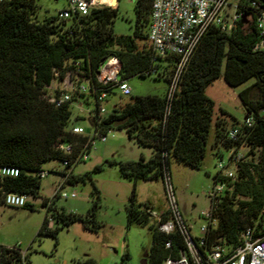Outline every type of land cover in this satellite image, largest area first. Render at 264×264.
Instances as JSON below:
<instances>
[{
    "label": "trees",
    "instance_id": "16d2710c",
    "mask_svg": "<svg viewBox=\"0 0 264 264\" xmlns=\"http://www.w3.org/2000/svg\"><path fill=\"white\" fill-rule=\"evenodd\" d=\"M153 1L136 0L137 21L133 33L119 36L114 30L118 6L94 8L86 16L72 12L68 19L40 21L37 0H0V168L11 166L20 170L17 178L0 181V193L38 197L43 179L40 174L48 161L62 163L65 170L61 175L67 181H83L87 176L72 177L66 170L83 161L81 156L89 153L97 137L113 129L125 130L142 147L150 148L153 156L149 160L142 157L137 162L111 161L109 164L119 165L122 177L134 183L127 205L128 227H148L151 232L152 247L147 264H163L171 252L176 256L181 253L183 239L179 232L168 236L152 224L154 210L150 204L138 202L136 185L139 181L163 182L165 169L171 171L173 162L201 169L212 131H215L214 147L222 144L229 150L248 148V152L243 153L233 178L221 177L220 173L214 177V186L223 183L226 188L218 203L211 200L210 210L217 227H209L208 246L220 242L236 248L244 242L249 229L255 237L262 233L264 53L256 50V46L260 42L257 20L264 6L258 0H240L237 7L240 18L230 31L211 27L180 73L171 96L178 59L160 57L149 45ZM112 57L121 62L123 80L155 76L168 83V92L162 96L133 98L131 103L114 107L105 116L99 115L94 102L96 95L92 92L90 95L74 93L71 101L60 107L49 101L48 89L68 76L79 77L81 82L99 88L96 81L99 69ZM222 77L233 88L255 81L240 94L246 116L253 118V124L244 123L240 127L241 137L237 141L228 138L226 120L217 115L216 103L207 95V89ZM114 93L111 91L110 97ZM75 103L94 106L89 117L94 136L87 131L84 135L72 132ZM221 114L227 115L223 110ZM61 145H71L72 152L60 150ZM54 199L43 205L51 208ZM55 217L65 227L75 222L83 223L89 230L99 227L94 210L88 216L56 211ZM168 220L166 213L162 222ZM50 224L46 215L40 236H57L59 229L53 231ZM170 240H173V251L166 249ZM0 251V264H30L18 247L0 246ZM128 260L129 254L122 264ZM87 263L96 264L92 259Z\"/></svg>",
    "mask_w": 264,
    "mask_h": 264
},
{
    "label": "rangeland",
    "instance_id": "374dc122",
    "mask_svg": "<svg viewBox=\"0 0 264 264\" xmlns=\"http://www.w3.org/2000/svg\"><path fill=\"white\" fill-rule=\"evenodd\" d=\"M236 3L238 0H229L226 9L229 19L236 14L233 7ZM37 4L40 21L58 18L60 12L68 7L66 0H37ZM135 5L136 0L118 1L119 13L114 24L117 35H132L137 21ZM139 42L142 44L144 41ZM69 77L64 82L56 81L51 91L70 90ZM254 82L250 80L233 88L222 77L207 89V95L216 103L217 115L222 116L221 110L227 113L223 116L227 129L242 127L245 123L246 112L240 94ZM128 83L132 96L125 97L116 90L106 104L109 112L114 107L122 108L131 103L133 98L162 96L168 92V83L155 76L133 77ZM93 109V105L80 106L75 103L71 125L81 126L89 135L94 136L89 122ZM214 143L215 131H212L201 169L176 162L171 164L172 182L180 211L196 237L201 236L200 229L208 225L203 214L211 209L209 193L214 187V177L219 173V162L228 163L232 151L222 144L218 148L214 147ZM149 152L153 153L150 148L142 147L131 139L125 130L113 129L105 142L98 137L94 140L87 153V160L66 170L72 177L87 176L83 181L72 183L65 180L61 175L65 170L61 162H46L43 170L47 172V176L42 179L38 197L31 195L25 207L0 206V246L18 247L27 255L30 264H88L90 259L96 264H122L127 254V264H142L152 247V234L148 227H128L127 205L134 183L122 177L119 165H110L109 162H137L142 157H148ZM241 152L246 154L248 148H242ZM99 167L102 169L98 170ZM62 184V193H75L77 197L54 199ZM136 191L139 203L152 204L155 214L167 213L168 205L162 181H139ZM53 199L51 208L43 205ZM93 210L99 226L97 230H89L81 222L65 227L55 217L56 211L88 216ZM46 215L53 224V231L59 229L56 237L39 235ZM152 224L157 225V221L153 219Z\"/></svg>",
    "mask_w": 264,
    "mask_h": 264
},
{
    "label": "built area",
    "instance_id": "2783aa9c",
    "mask_svg": "<svg viewBox=\"0 0 264 264\" xmlns=\"http://www.w3.org/2000/svg\"><path fill=\"white\" fill-rule=\"evenodd\" d=\"M68 7L59 15L62 19H68L72 12L81 16H86L94 8L102 6H112L107 0H66ZM253 5H256L255 2ZM229 6V0H154L151 8V21L148 32V42L156 55L160 57L175 56L178 59L177 76L171 87V96L173 95L180 73L186 67L194 51L200 44L204 35L208 30L217 26L223 31L228 32L232 29L240 15L237 13L230 17L226 12ZM257 29L260 34V42L256 46V50L264 53V9L257 20ZM121 62L118 58L112 57L106 60L100 67L97 74V85L99 88L92 86L88 82H81L77 77L70 80V90L51 91L53 84L49 90V101L56 107H60L68 101H71L74 93L90 95L94 93L96 97L94 102L100 116L108 114L107 102L110 98V92L119 90L125 97L132 96V89L128 81L121 78ZM66 80V79H65ZM64 80V81H65ZM63 81V82H64ZM93 89V90H92ZM83 104H80L82 106ZM92 113V112H91ZM91 115V114H90ZM253 118L245 120L246 126H252ZM72 132L77 135H84L86 130L81 126H74ZM109 134V133H108ZM107 135L99 137L102 142L107 140ZM241 137L240 127H234L228 131V138L237 141ZM60 150L65 153L72 152L71 145H61ZM243 153L240 150L232 149L228 163L219 162L218 168L221 177L233 178L235 169L243 160ZM83 161L88 159L87 154L81 156ZM67 162L64 163V166ZM20 175L19 168L2 167L0 168V181L5 178H17ZM44 178L47 172L41 174ZM65 180L67 178L65 177ZM163 184L165 187L166 201L168 205L167 214L169 220L163 221L165 213L152 212L153 218L157 221L159 230L172 236L179 232L184 242V249L176 256L173 252L163 264H264V225L260 236L255 237L253 231L249 229L244 235V242L236 248H228L220 242H216L208 246L207 234L209 227L213 229L217 227V221L213 219L211 210L204 213L203 216L208 221L207 226L200 229L201 236L196 237L192 234L180 211L178 201L176 199L175 188L172 182L171 171L165 169ZM63 184L59 187L56 197L64 199L76 198L75 193L68 195L62 193ZM226 186L223 183H217L209 193V198L214 203H218V198L223 195ZM30 196L19 193H0V204L12 207H25ZM51 204V203H50ZM53 224H50V228ZM166 249L173 251V240L166 244ZM2 253L0 251V258Z\"/></svg>",
    "mask_w": 264,
    "mask_h": 264
},
{
    "label": "crops",
    "instance_id": "0c3cea01",
    "mask_svg": "<svg viewBox=\"0 0 264 264\" xmlns=\"http://www.w3.org/2000/svg\"><path fill=\"white\" fill-rule=\"evenodd\" d=\"M118 1L119 0H117V3H116V5H112L113 7H115V6H117L118 5ZM239 2H240V0H238V3H236L233 7L234 8H236L237 7V5L239 4ZM230 6H232V5H230ZM222 115V114H221ZM221 118H223V115L221 116ZM224 119V118H223ZM148 157H146L147 158V160H149V159H151L152 158V156H153V153L151 152H149V154L147 155ZM145 158V159H146ZM151 205V207H154L152 204H150Z\"/></svg>",
    "mask_w": 264,
    "mask_h": 264
},
{
    "label": "water",
    "instance_id": "95a60500",
    "mask_svg": "<svg viewBox=\"0 0 264 264\" xmlns=\"http://www.w3.org/2000/svg\"><path fill=\"white\" fill-rule=\"evenodd\" d=\"M258 1L264 6V0H258ZM248 117H249V114L247 116H245V120H247ZM142 264H147V255L144 257Z\"/></svg>",
    "mask_w": 264,
    "mask_h": 264
},
{
    "label": "bare ground",
    "instance_id": "6f19581e",
    "mask_svg": "<svg viewBox=\"0 0 264 264\" xmlns=\"http://www.w3.org/2000/svg\"><path fill=\"white\" fill-rule=\"evenodd\" d=\"M107 1H110L112 5H116L117 3V0H107Z\"/></svg>",
    "mask_w": 264,
    "mask_h": 264
}]
</instances>
